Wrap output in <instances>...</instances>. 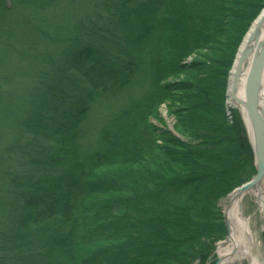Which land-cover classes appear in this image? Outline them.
Here are the masks:
<instances>
[{
	"label": "trees",
	"instance_id": "1",
	"mask_svg": "<svg viewBox=\"0 0 264 264\" xmlns=\"http://www.w3.org/2000/svg\"><path fill=\"white\" fill-rule=\"evenodd\" d=\"M29 1L0 0V111L26 84L0 130L27 135L0 157V264H206L220 202L255 175L226 89L264 0H101L88 25Z\"/></svg>",
	"mask_w": 264,
	"mask_h": 264
},
{
	"label": "rangeland",
	"instance_id": "2",
	"mask_svg": "<svg viewBox=\"0 0 264 264\" xmlns=\"http://www.w3.org/2000/svg\"><path fill=\"white\" fill-rule=\"evenodd\" d=\"M140 1H142V0H140ZM29 2L32 3V0H30ZM58 2H59V6H60L59 10H57L56 8H52L50 5V7L46 8L42 14H38V15L41 18L53 17L54 19H57V20H62L61 15H65L66 18L67 17H71V18L76 17L79 20L82 19V22L86 23L87 25L91 22H97L98 21L97 16L101 15V5L98 6V4H97V3L101 4V0H99V1H97V0H58ZM30 3H26V4H30ZM18 8L24 9V6L19 5ZM15 13L19 17V14L17 12H15ZM57 14H58V16H57ZM76 18L75 19L68 18V20L73 21V20H76ZM20 22L22 23V22H24V20L22 18H20ZM74 23L76 24L77 22H74ZM243 40H244V38H243ZM238 50H239V48H238ZM237 54H238V52H237ZM193 59L196 60V59H198V57L197 56L196 57L195 56L189 57L186 59V61L184 63L189 65L193 61ZM7 63H4L2 72H4L3 76L9 77L10 75L6 74L9 71V69L7 67ZM10 69H16L14 74L19 72L20 77L23 75L22 74L23 70H24V72L25 71L27 72L26 67L24 68V66L20 65V63H19V67H15L13 65V66H10ZM231 71H232V69L228 73V81H227L228 85H227V89H226V96H227V92L229 90L230 72ZM192 75H193L192 72H186L183 75H181L179 77V79H181L182 81L190 80L192 78ZM25 85L26 84L23 81V77H21V80L19 79L16 81L15 92L9 91L7 93V95L4 96L3 101L1 103L4 111L1 110L0 113L7 115V112L8 113L12 112L11 109H13V110H14V108L16 109V107L18 105L17 96H19V95H17L18 90L25 88ZM5 89L11 90L10 87H5ZM227 100H228V98H227ZM226 104L228 105V101L226 102ZM177 105H176V107H177ZM229 106L230 105H228V107ZM172 109H174V108H173V106L170 107L169 103L168 104L166 103V105L163 104L159 108V116L164 121L165 128H167L168 131L172 132L176 137L179 138V136L174 132V128L176 125L175 120L169 113V111H171ZM231 110H233V109H231ZM233 111H236V110H233ZM110 114H111V109H107L105 106L101 107L99 105L98 107H95L89 116V123L87 124L89 132L95 133V128L98 127L101 124V121L104 118L108 117ZM239 115H240V113H239ZM0 116H2V115L0 114ZM240 117H241V115H240ZM241 120H242V117H241ZM2 122H3V120L0 121V127L3 125ZM242 123H243V120H242ZM243 125H244V123H243ZM10 132L11 133H6L5 131L0 130V157L1 158L3 157L2 159H3V162H5V163L9 162V158L7 155L6 156L1 155V153L3 151H5V148L8 145H10L13 140H14V142L19 141V138L23 134L26 135V131L21 132V130H18V132H17L16 129L14 131H10ZM29 137H31V136H29ZM10 149L11 148H8L6 150V152L9 153ZM3 154H5V152ZM2 159H0V161ZM4 166H1V167L3 168ZM228 196H227V198L222 200L219 204V208L221 209L222 213H224V207H225L226 201L228 199ZM243 214L249 223L251 234H252V236L255 240V243H256V247L254 249V256L259 260V262H263L264 261V214L259 210L257 204L254 201V198L246 197L244 199V201H243ZM226 236H227V231H226ZM226 236L215 245V249L212 252V254H210V256L208 257V261L206 262V264H215L216 263L217 257H216L215 252H216L217 246L220 242H222L224 239H226ZM243 264H248V263L245 261V262H243Z\"/></svg>",
	"mask_w": 264,
	"mask_h": 264
},
{
	"label": "water",
	"instance_id": "3",
	"mask_svg": "<svg viewBox=\"0 0 264 264\" xmlns=\"http://www.w3.org/2000/svg\"><path fill=\"white\" fill-rule=\"evenodd\" d=\"M263 26L264 9L261 11L258 18L252 24L254 34H251L250 32L249 37H247V39L245 40L246 43L240 54L239 59L236 57L237 61L235 62H237V64L234 79L232 82V90L230 92V95L229 91L227 92L233 102V104L229 107L236 111H239L240 107H242V109L245 111L248 125H246L245 123V118H243L242 115L241 117L245 126L247 139L249 141L253 154L255 168V175L253 176V178L249 182L245 183L244 185L235 189L232 192H235L240 198H242L249 190L254 189L256 190L257 194L261 196L259 189L262 179L264 178V104L261 102L260 98V77L264 65V43L261 45V38H264V36L259 37ZM251 56H253V58L247 75L246 93L244 97L239 98L237 97L234 90L238 83V77L241 71L243 70L244 66H247V63ZM232 193H230L229 195H231ZM225 227L226 231L228 232V223L226 219ZM217 262L218 261H216L215 264H217Z\"/></svg>",
	"mask_w": 264,
	"mask_h": 264
},
{
	"label": "bare ground",
	"instance_id": "4",
	"mask_svg": "<svg viewBox=\"0 0 264 264\" xmlns=\"http://www.w3.org/2000/svg\"><path fill=\"white\" fill-rule=\"evenodd\" d=\"M260 15V14H259ZM258 18V17H257ZM256 18V19H257ZM254 23V22H253ZM252 23V24H253ZM253 32L252 25L250 26L249 30L244 36V40L240 44L237 58L239 59L240 54L244 48L246 43L247 37H249ZM264 36V26L262 28L261 34L259 37ZM264 43V38H261V45ZM253 56L249 58L247 66H244L243 70L241 71L238 79V83L234 92L236 93L237 97L242 98L246 93L247 88V75L249 72V67L251 64ZM235 61H237L235 59ZM234 67L230 73V84H229V95L232 90V82L234 79L235 69L237 62H234ZM260 98L261 102L264 104V65L262 68V73L260 77ZM227 94L228 98V105H232L233 102L231 98ZM262 108V107H261ZM238 111V110H237ZM240 115L245 118V123L248 125L246 120L245 111L240 107L239 111ZM260 193L257 194L256 190H249L242 198H240L235 192L228 196L224 207V224L225 219L228 223V232L227 237L222 242H220L216 249V257H217V264H243V262H247L248 264H263V262H259V260L254 256V249L256 247L255 240L251 234L249 223L244 217L243 214V201L246 197L254 198L255 203L257 204L259 210L264 214V178L262 179L260 185Z\"/></svg>",
	"mask_w": 264,
	"mask_h": 264
}]
</instances>
